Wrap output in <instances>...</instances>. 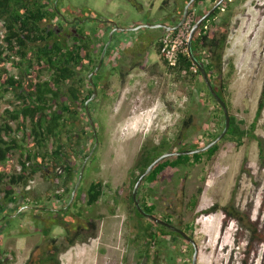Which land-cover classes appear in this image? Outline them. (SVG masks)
Masks as SVG:
<instances>
[{
	"label": "rangeland",
	"instance_id": "rangeland-1",
	"mask_svg": "<svg viewBox=\"0 0 264 264\" xmlns=\"http://www.w3.org/2000/svg\"><path fill=\"white\" fill-rule=\"evenodd\" d=\"M164 1L48 0L51 8L56 6L62 19L89 32L96 63L102 46L105 47L115 30L99 69L103 76L98 82V94L90 105L98 144L88 159L76 192L77 202L66 216L78 225L85 224L86 218L96 219L98 236L87 242L78 241L63 252L62 264L193 263V247L183 237L176 241L166 237V241L151 245L149 259L140 257L138 249L145 242L135 240L138 230L129 210L131 189L126 186L121 194L115 192L129 182L144 145L166 138L173 142L175 151L183 143V140L177 143L178 135L186 133L189 140L199 142L202 147L212 141L225 124V117L209 96L203 78L192 75L177 78L164 65L156 46L164 36L161 28L131 29L141 24H171L174 4L182 8L183 1L167 0L165 7ZM213 3L214 0L200 3L189 20L196 21L197 15ZM224 4L225 10L215 22L221 24L225 19L229 36L222 70L216 69L212 83L218 88L224 83L230 114L243 122V128H249L255 120L264 83V0H232L230 5ZM208 25L210 30L211 21ZM9 68L13 74H18L11 65ZM105 89L107 95L103 92ZM6 95L0 97V115L11 107L12 94ZM80 113L89 136L82 149L85 154L95 138L88 128L87 115ZM189 116L193 119L190 130L186 131L183 122ZM256 133L264 140V112ZM14 136L21 141L23 134ZM20 157V151L14 152L15 162L18 163ZM94 180H103L110 187L97 204L88 206V189ZM30 186L27 209L0 212V255L7 258L4 264H24L34 249L44 243L45 220L42 219L47 217L48 224L54 223L50 210L65 205L67 209L71 201L69 195L61 201L56 197V194L66 195L62 180L47 181L38 174ZM232 197L238 207L252 214L260 227L262 241L255 244L249 256L245 254L247 240L242 236L236 240L238 224L235 221L225 223L220 210L203 213L215 203L226 205ZM142 198L157 204L158 218L169 215L176 226L192 225L193 229L187 233L199 246L197 264H243L244 259L248 264H264V168L260 164L257 140L245 137L241 146L230 139L221 140L212 158L203 156L197 164L173 170L161 178L152 196L142 190ZM194 199L196 206L192 205ZM44 207L46 210H42ZM65 226L52 225V235L59 243L64 241Z\"/></svg>",
	"mask_w": 264,
	"mask_h": 264
},
{
	"label": "trees",
	"instance_id": "trees-1",
	"mask_svg": "<svg viewBox=\"0 0 264 264\" xmlns=\"http://www.w3.org/2000/svg\"><path fill=\"white\" fill-rule=\"evenodd\" d=\"M182 1V8H179L176 3L174 4L171 19L173 22L171 24L181 20L184 8L190 0ZM205 1L196 0L190 9V13ZM167 3L168 1L165 0L164 7ZM215 3L216 0H214L213 5ZM228 5H230L229 2ZM210 8L198 14L196 21L207 13ZM220 13L221 7L217 8L215 13L204 21L198 29L192 41V55L190 52L180 53L177 65L175 67L168 66L170 72L177 78L182 75L203 78L199 69L196 73L192 71L195 60L204 64L212 82L214 81L213 76L216 69L218 68L219 72L222 70L229 28L225 19L221 24L215 22V18ZM208 21H211V29L203 33L204 26ZM160 30L163 31V29ZM178 30L176 29L175 33ZM156 46L164 65L167 66L164 53H162L163 43L161 39ZM103 48L104 45L96 63V59L92 54L93 45L89 32L62 19L56 6L54 5L51 8L48 0H0V97L12 94L10 99H13L10 101L11 107L6 108L3 114L0 115V212L4 211L5 205L9 202H16L21 199L25 203L29 202L31 189L28 190L27 187L38 174H41L47 181L59 182L62 180V190L66 195L56 194V197L61 201L66 200L67 195H69V200H71L72 192L81 173L82 168H79L83 166L90 155L96 141L88 119V128L95 140L92 148L87 153H82L89 136L82 124L83 117L80 112L83 111L84 117H86L85 103L94 92L89 75L98 66ZM10 65L18 71V74L11 72ZM102 76L101 70L94 75L93 80L96 86H99L98 82ZM203 83L207 87L209 96L225 117L222 106L216 101L204 80ZM214 87L227 102L224 94V83L221 84L220 88L215 85ZM103 92L107 95L106 89ZM227 105H229L228 102ZM263 112L264 83L255 120L249 128H243V122L237 120L231 114V125L224 139H230L236 142L238 146L243 144L245 137L257 140L260 164L264 168V140L256 133L258 121ZM192 119V116H189L184 120L183 129L190 130ZM224 128L225 124L222 126L221 131L213 136L212 140L218 137ZM16 133L23 134L21 141L14 136ZM187 135L186 133L178 135L177 143L181 140H183V143L177 150L201 147L199 142L189 140ZM218 149L219 144H216L205 152L170 156L159 162L145 177L143 186L139 189L138 199L142 208L147 213L158 217L156 213L157 204L155 202L148 203L146 199H143L142 190L146 192V195L152 196L162 177L180 167H187L201 162L203 156L210 159ZM173 150V142L166 138L158 143L144 145L131 171L129 182L115 191L117 194H121L123 187L127 186L131 189L129 210L134 215L132 220H134L135 228L138 230L135 240L145 242H143L144 246L138 249L140 257L149 259L151 245L166 241V237H170L174 241L178 240L179 237H183L170 227L157 224L144 216L136 207L133 198L134 186L148 166L165 152ZM17 151H20L21 154L18 163L15 162L14 158V152ZM17 166H20L19 170ZM109 187L110 184L105 183L103 180H94L88 189L86 204L88 206L97 204L102 199L105 189ZM76 202L77 195L67 209H65V205L61 209L50 210L54 213L50 215L54 223L51 221V224H48L49 219L47 217L42 219L45 220V226L42 228L44 243L34 249L24 264H62L61 254L63 252L74 246L78 241L87 242L98 236L96 219L86 218L85 224L78 225L75 220L73 222V220L66 217L71 206ZM196 204L197 200L194 199L192 205L196 206ZM35 208L39 209L40 207ZM42 210H46V208L44 207ZM219 210L224 214L225 223L232 220L238 224L236 240L241 236L247 240L245 254L249 256L254 250L255 244L262 241L258 223L253 219L250 212L242 210L236 205L233 197L226 205L215 203L203 210V213L209 214ZM57 211L59 213H56ZM57 214L60 217H55ZM77 216H80V214L74 215L73 218ZM159 218L170 225L176 226L169 215L160 216ZM55 224L66 225L64 227L66 234L62 243H59L58 238L52 235V225ZM184 228L189 233L193 229L190 224L184 225ZM85 231H87V234L84 233ZM190 245L192 246V244ZM6 259L1 254L0 264H4ZM242 262L248 264L246 259ZM154 263L156 264V261Z\"/></svg>",
	"mask_w": 264,
	"mask_h": 264
},
{
	"label": "water",
	"instance_id": "water-1",
	"mask_svg": "<svg viewBox=\"0 0 264 264\" xmlns=\"http://www.w3.org/2000/svg\"><path fill=\"white\" fill-rule=\"evenodd\" d=\"M225 0H218L210 9L207 13H205L200 19H198L194 25L192 26L189 38H188V51L191 53V46H192V41L195 37L196 32L198 31V29L201 27V25L203 24V22L205 20H207L213 13H215L216 9L220 7V5L224 2ZM196 2V0H190L183 11V16L181 18V20L178 23H175L173 25H169L166 23H156V24H141L138 25L134 28L131 29H135L138 30L140 28H145V27H150V28H162L164 29L165 32H171V31H175L176 29L181 28V26L186 22L188 16H189V12H190V8L192 7V5ZM117 29L119 30H127L125 28H121V27H117ZM114 31H112L109 41L108 43L105 45L103 53H102V57L99 61L98 66L96 67V69L90 73L89 75V80L91 82V84L93 85L94 88V92L92 94V96L86 101L85 103V107H86V113L88 115L89 118V122L91 124V127L93 129V133L95 135L96 138V142L94 147L92 148V151L90 153V155L87 157V159L85 160L82 169H81V173L79 176V179L77 181V184L75 186V189L72 192V197H71V202L74 201V198L76 196V192L79 188V185L81 183L82 177L84 175V171L88 162L89 157L91 156V154L93 153V151L95 150L97 144H98V133H97V128H96V124H95V120L91 114L90 111V103L96 98L97 94H98V90L96 85L94 84V80L93 77L96 74V72L100 69V67L103 64V60L105 57V54L110 46V44L113 41V35H114ZM195 64L197 65V67L200 69L203 79L205 81V83L207 84L209 90L211 91L212 95L214 96V98L216 99V101L222 106L223 111H224V115H225V128L222 131V133L220 135H218V137H216L215 139H213L212 141H210L208 144L196 148V149H189V150H175V151H169V152H165L164 154H162L161 156H159L156 160H154L147 168V170L139 177L138 181L136 182L135 186H134V191H133V198H134V202L136 207L138 208V210L146 217H148L149 219H151L152 221H154L157 224H163L166 225L168 227H170L171 229L177 231L178 233H180L183 238L185 240H187L188 242H190L194 248V254H193V263L192 264H197L198 263V258H199V246L198 243L196 242V240L194 239V237H192L189 233H187L184 229H181L179 227L173 226L168 224L167 222L163 221L162 219L156 217L155 215H152L150 213H147L141 206V203L138 199V191L140 186L142 185L145 177L154 169V167L161 162L162 160H164L167 157L170 156H177V155H189V154H196V153H201V152H205L207 150H209L210 148H212L213 146H215L216 144H218L221 140H223L227 133L228 130L230 128L231 125V114L227 105V102L218 94V92L216 91L214 84L212 83V80L210 79V76L208 74V72L206 71V68L204 66L203 63L198 62L197 60H195ZM69 203V204H70Z\"/></svg>",
	"mask_w": 264,
	"mask_h": 264
},
{
	"label": "built area",
	"instance_id": "built-area-1",
	"mask_svg": "<svg viewBox=\"0 0 264 264\" xmlns=\"http://www.w3.org/2000/svg\"><path fill=\"white\" fill-rule=\"evenodd\" d=\"M224 10V7L222 8ZM190 17V16H189ZM187 19L185 24L182 26V28L179 30V34H173V33H167L163 39V48L162 53H164V58L167 61V64L169 67H175L177 65L178 56L180 53H187V48L183 47L186 45L188 41V37L190 35V31L192 28L193 21ZM208 24L205 25L203 33H205L208 30ZM185 31V32H183ZM198 67L195 65L192 67L193 72H197ZM30 188V185L28 186V189Z\"/></svg>",
	"mask_w": 264,
	"mask_h": 264
},
{
	"label": "flooded vegetation",
	"instance_id": "flooded-vegetation-1",
	"mask_svg": "<svg viewBox=\"0 0 264 264\" xmlns=\"http://www.w3.org/2000/svg\"><path fill=\"white\" fill-rule=\"evenodd\" d=\"M29 190V189H28ZM5 209L4 211H9V212H18L19 210H21V208L24 210V209H27L28 206L25 204V202L23 200H17L16 202H9L7 205H5ZM20 212V211H19ZM22 212V211H21Z\"/></svg>",
	"mask_w": 264,
	"mask_h": 264
},
{
	"label": "clouds",
	"instance_id": "clouds-1",
	"mask_svg": "<svg viewBox=\"0 0 264 264\" xmlns=\"http://www.w3.org/2000/svg\"><path fill=\"white\" fill-rule=\"evenodd\" d=\"M226 1H227V4H228V2L231 3L232 0H225V1L220 5V7H221V11H223L222 8L225 6L224 3H225ZM216 2H217V1H216ZM192 6H193V5H192ZM225 8H226V6L224 7V10H225ZM190 9H191V8H190ZM191 14H192V13L189 12V16H190ZM189 16H188V17H189ZM187 19H188V18H187ZM186 21H187V20H186ZM205 21H206V20H205ZM195 22H196V21L193 22L192 26L194 25ZM209 22H210V21H208L207 24H208ZM175 23H178V22H175ZM175 23H174V24H175ZM184 24H185V23H184ZM184 24H183V25H184ZM169 25H173V24H169ZM183 25H182V26H183ZM202 25H203V24H202ZM202 25H201V26H202ZM182 26H181V28H182ZM181 28H179V30H180ZM204 28H205V26H204ZM161 29H162V28H161ZM191 29H192V28H191ZM179 30L177 31V33L179 32ZM163 32H164V36H165L167 33L177 34V33H175V31L165 32L164 29H163ZM190 32H191V31H190ZM164 36H163V37H164ZM163 37H162V39H163ZM188 38H189V37H188ZM162 39H161V41H162ZM186 48H187V53H188V52H189V51H188V41H187V43H186ZM194 65H196V64H194ZM196 66H197V65H196ZM167 67H168V65H167ZM168 69H170V68L168 67ZM198 69H199V68H198ZM199 70H200V69H199ZM97 72H98V71H97ZM93 78H94V77H93ZM203 80H204V79H203ZM90 83H91V82H90ZM94 84H95V83H94ZM91 85H92V84H91ZM92 87H93V85H92ZM96 87H97V86H96ZM97 90H98V89H97ZM94 100H95V99H94ZM94 100H93V101H94ZM93 101H92V102H93ZM92 102H91V103H92ZM91 103H90V105H91ZM87 117H88V115H87ZM88 119H89V118H88ZM95 142H96V141H95ZM218 144H219V143H218ZM91 151H92V150H91ZM30 188H31V186H30ZM30 188H29V189H30ZM27 189H28V187H27Z\"/></svg>",
	"mask_w": 264,
	"mask_h": 264
}]
</instances>
